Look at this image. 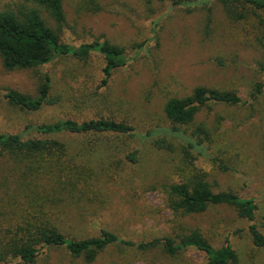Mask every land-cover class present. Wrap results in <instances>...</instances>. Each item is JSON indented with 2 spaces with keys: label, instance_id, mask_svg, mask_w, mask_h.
Segmentation results:
<instances>
[{
  "label": "rangeland",
  "instance_id": "obj_1",
  "mask_svg": "<svg viewBox=\"0 0 264 264\" xmlns=\"http://www.w3.org/2000/svg\"><path fill=\"white\" fill-rule=\"evenodd\" d=\"M7 1L0 0V4ZM96 1L101 9L93 12L80 10L77 0H64L61 41L78 46L109 39L126 47L130 57L127 65L100 87L103 59L97 53L91 54L85 66L71 56H60L33 69L6 71L0 61V132H20L30 123L105 115L128 119L142 134L167 125L163 105L174 93L186 95L196 86L235 89L245 101L243 106L214 105L197 114L196 123H205L214 130L206 152L193 153L191 164L207 173L206 180L213 189L252 197L257 205L255 222L264 232V45H257L258 50L253 48L256 34L251 24L256 17L229 21L217 0H198L206 4L189 10L171 7L170 0H152L148 11L142 0ZM208 14L212 22L206 31ZM260 30L258 37L264 44V29ZM134 43L141 47L131 48ZM45 75L50 79V95L56 98L54 104L37 111L7 104L3 96L7 90L34 96ZM256 82L262 89L252 97ZM43 136L33 130L25 135ZM149 140L148 136L137 138L141 162H122L113 179L104 184L103 207L81 221L69 219V232L87 237L102 226L122 238L145 242L197 228L215 247L228 242L239 257L238 264H264V246L253 245L247 221L231 207L209 206L202 213L187 216L173 214L165 207L162 193L152 189L151 184L180 181L189 170L188 160L180 157L179 151H154ZM222 164L228 168L223 170ZM63 259L66 262L69 257L62 248H51L39 255L36 264H61ZM94 264L208 262L201 251L193 248L168 257L158 249L140 251L122 245L108 248Z\"/></svg>",
  "mask_w": 264,
  "mask_h": 264
},
{
  "label": "trees",
  "instance_id": "obj_2",
  "mask_svg": "<svg viewBox=\"0 0 264 264\" xmlns=\"http://www.w3.org/2000/svg\"><path fill=\"white\" fill-rule=\"evenodd\" d=\"M77 1L80 10L101 9L96 0ZM142 1L148 11L152 0ZM217 1L229 21L239 22L246 16H255L257 21L251 24L252 33L256 34L253 48L258 50L257 45H264L258 37L260 29H264V0ZM63 2L8 0L0 4L1 65L6 71L33 69L56 57L71 56L85 66L91 54L97 53L103 59L100 87H104L117 70L127 65L129 52L106 38L78 46L63 43ZM169 4L189 10L206 2L170 0ZM207 12H211L210 7ZM211 22L209 14L206 15V31ZM134 47L141 44L134 43L131 48ZM50 88L49 76L45 75L34 96L14 89L7 90L3 96L8 105L37 111L56 102ZM261 89V83L256 82L252 97ZM244 102L235 89L196 86L189 94L168 96L163 105L167 125L142 134L128 119L105 115L85 120L62 118L30 123L20 132H0V264H36L39 255L51 248H62L69 257L61 264H94L108 248L122 245L134 246L140 251L158 249L168 257L193 248L205 255L208 264H238L239 257L228 242L215 247L197 228L186 234H166L134 242L102 226L95 235L77 237L69 232L67 222L73 217L81 221L103 207L105 185L113 179L114 172L117 174L116 168L122 162H141V147L135 143L141 135L150 138L148 144L154 151L173 154L179 151L180 157L188 160L189 170L180 181L151 184L152 189L162 193L167 209L187 216L202 213L209 206L227 205L247 221L253 245L264 246V232L255 222V200L231 190L213 189L206 180L207 173L191 164L193 153L206 152L214 130L205 123H196L197 114L204 107L243 106ZM31 130L44 136L25 137ZM220 167L228 168L223 164Z\"/></svg>",
  "mask_w": 264,
  "mask_h": 264
}]
</instances>
